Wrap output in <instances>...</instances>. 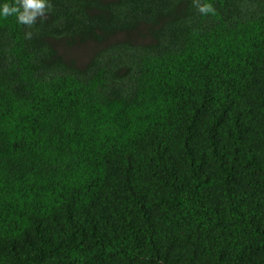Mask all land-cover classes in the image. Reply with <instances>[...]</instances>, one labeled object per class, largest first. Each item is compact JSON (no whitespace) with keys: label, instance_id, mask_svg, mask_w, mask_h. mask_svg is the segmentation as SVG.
I'll return each mask as SVG.
<instances>
[{"label":"trees","instance_id":"16d2710c","mask_svg":"<svg viewBox=\"0 0 264 264\" xmlns=\"http://www.w3.org/2000/svg\"><path fill=\"white\" fill-rule=\"evenodd\" d=\"M206 2L0 19V264H264V0Z\"/></svg>","mask_w":264,"mask_h":264},{"label":"clouds","instance_id":"9594fccd","mask_svg":"<svg viewBox=\"0 0 264 264\" xmlns=\"http://www.w3.org/2000/svg\"><path fill=\"white\" fill-rule=\"evenodd\" d=\"M193 5L202 16L215 15V8L206 0H193ZM50 7V0H0V19L14 17L19 25L31 27L46 17ZM31 38L29 31L26 39Z\"/></svg>","mask_w":264,"mask_h":264}]
</instances>
